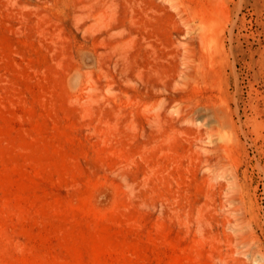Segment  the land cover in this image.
<instances>
[{
	"label": "rangeland",
	"instance_id": "1",
	"mask_svg": "<svg viewBox=\"0 0 264 264\" xmlns=\"http://www.w3.org/2000/svg\"><path fill=\"white\" fill-rule=\"evenodd\" d=\"M0 264H264V0H0Z\"/></svg>",
	"mask_w": 264,
	"mask_h": 264
},
{
	"label": "bare ground",
	"instance_id": "2",
	"mask_svg": "<svg viewBox=\"0 0 264 264\" xmlns=\"http://www.w3.org/2000/svg\"><path fill=\"white\" fill-rule=\"evenodd\" d=\"M194 111V110H193ZM194 113V112H193ZM230 222H232V221H230Z\"/></svg>",
	"mask_w": 264,
	"mask_h": 264
}]
</instances>
